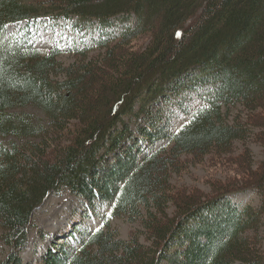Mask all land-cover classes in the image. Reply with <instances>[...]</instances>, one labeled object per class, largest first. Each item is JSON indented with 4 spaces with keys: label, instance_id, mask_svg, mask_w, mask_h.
<instances>
[{
    "label": "trees",
    "instance_id": "trees-1",
    "mask_svg": "<svg viewBox=\"0 0 264 264\" xmlns=\"http://www.w3.org/2000/svg\"><path fill=\"white\" fill-rule=\"evenodd\" d=\"M62 19L103 24L70 49L83 58L72 66L62 46L38 45L39 24ZM122 19L134 23L111 31ZM141 37L151 44L137 47ZM195 94L204 105L176 129L168 108ZM240 104L250 117L233 121ZM254 135L264 140V0H0V227L13 249L3 264H27L37 212L67 190L111 208L45 264H264V201L234 197L264 196V170L212 201L173 181L184 156L232 153ZM124 215L144 217L154 243L123 238L113 221Z\"/></svg>",
    "mask_w": 264,
    "mask_h": 264
},
{
    "label": "rangeland",
    "instance_id": "rangeland-1",
    "mask_svg": "<svg viewBox=\"0 0 264 264\" xmlns=\"http://www.w3.org/2000/svg\"><path fill=\"white\" fill-rule=\"evenodd\" d=\"M129 23H134L129 19L120 20L115 26H110V30L124 29ZM75 21L61 20L56 21H43L39 24L38 44L45 51L50 52L59 45L67 51L62 59L67 66L83 62V58L78 56L77 52L71 51L75 47L77 41L80 45L86 43V39L91 40L93 37H100V30L103 29V24L98 20L90 27H83L78 31L74 26ZM129 26V25H128ZM150 37H141L135 43L137 47L145 48L151 44ZM107 49H98L93 51L90 60L100 58L106 54ZM65 78L66 76H62ZM61 77V78H62ZM198 94H195L186 99L181 96L174 104L168 108L166 114L170 121L172 119L173 126L176 129L185 127L191 119V115L186 111L190 107L197 109L204 105ZM185 102V104H182ZM186 106V108H184ZM38 116L46 117L43 110L36 107L28 109ZM247 108L244 104H240L235 109L232 120H236V116L244 114L249 118L250 112H246ZM136 129L139 128L138 124L135 125ZM263 129L257 131L260 133ZM8 142L5 137L0 136V141ZM248 141H239L236 148L231 153H211L206 158L196 159L195 156H184V170L175 175L174 183L181 190H190L197 195H205L214 198L220 195L222 189L228 185H242L253 180V174L259 173L264 170V140H260L258 135H254ZM235 200L241 204H254L262 205L264 196L257 191L251 189L241 191L234 195ZM111 208L110 205H102L99 212L87 202L86 198H80L79 195L67 190L62 195H53L49 198L45 206L37 212V226L31 233V243L23 250V256L27 264H45L43 256L48 254L51 249H57L59 243H67L65 234L72 232L77 225L86 222L88 228H98L104 223V219L100 217L101 212H106ZM91 213V215L89 214ZM99 213V214H98ZM89 214V215H87ZM148 210H145L147 216ZM178 214V207L174 203L170 208V215L176 216ZM86 218V219H85ZM145 218L137 220L132 219L130 215H124L116 218L114 222L115 229L120 231V235L125 239H133L136 235H141L142 241L148 244H153L151 233L146 226ZM264 237V227L262 228ZM4 229L0 227V264H3L10 256L13 249L5 244L3 241ZM46 236V237H45Z\"/></svg>",
    "mask_w": 264,
    "mask_h": 264
}]
</instances>
